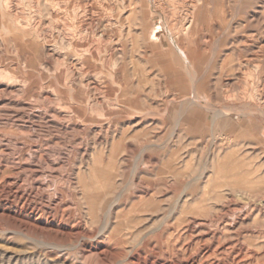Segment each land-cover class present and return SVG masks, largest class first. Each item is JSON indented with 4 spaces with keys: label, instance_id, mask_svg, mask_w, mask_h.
I'll use <instances>...</instances> for the list:
<instances>
[{
    "label": "rangeland",
    "instance_id": "374dc122",
    "mask_svg": "<svg viewBox=\"0 0 264 264\" xmlns=\"http://www.w3.org/2000/svg\"><path fill=\"white\" fill-rule=\"evenodd\" d=\"M183 1L0 0V264H264V0Z\"/></svg>",
    "mask_w": 264,
    "mask_h": 264
},
{
    "label": "bare ground",
    "instance_id": "6f19581e",
    "mask_svg": "<svg viewBox=\"0 0 264 264\" xmlns=\"http://www.w3.org/2000/svg\"><path fill=\"white\" fill-rule=\"evenodd\" d=\"M122 1H123V0H122ZM124 1L126 2V0H124ZM194 1H195V0H187L186 2L189 3L190 6H191V5H193ZM105 2H106V1H105ZM107 2L109 3V1H107ZM110 2H112V1H110ZM118 2H119V0H118ZM118 2H117V4H118ZM169 2H170V1H169ZM182 2H184V1L182 0ZM130 3H132V2H130ZM187 3H186V4H187ZM105 4H106V3H105ZM121 4H122V3H121ZM124 5H125V4H124ZM127 5H128V4H127ZM131 5H132V4H131ZM136 5H137V4H136ZM115 6H116V5H115ZM110 7H111V6H110ZM121 7H122V6H121ZM129 7H130V6H129ZM132 7H133V6H132ZM132 7H130V8L132 9ZM119 8H120V6H119ZM122 8H123V7H122ZM122 8H120V9H122ZM137 9H138V8H137ZM191 9H192V8H191ZM109 10H110V9H109ZM115 10H116V9H115ZM118 10H119V9H118ZM123 10H124V9H123ZM129 10H130V9H129ZM193 11H194V12L192 13V16L194 17L195 20H194V22H193V27H191V29H193V31H195V30H196V29H195L196 24L200 21V17H202V15H200V12H199L198 10H196L195 7L193 8ZM114 12H115V11H114ZM135 12H136V10H135ZM122 13H123V12H122ZM137 13H138V11H137ZM263 13H264V12H263ZM131 14H132V13H131ZM135 14H136V13H135ZM153 14H154V13H153ZM108 15H109V14H108ZM122 15H124V14H122ZM129 15H130V14H129ZM120 16H121V15H120ZM136 16H138V15L136 14ZM121 17H122V16H121ZM121 17H120V18H121ZM151 17H152V16H151ZM128 18H129V17H128ZM104 20H105V19H104ZM108 20H110V19H108ZM121 20H122V18H121ZM124 20H125V19H124ZM130 20H131V18H130ZM130 20H129V21H130ZM126 21H127V20H126ZM133 21H134V20H133ZM131 22H132V20H131ZM140 22H141V21H140ZM187 22H188V21H187ZM107 23L109 24V22H107ZM115 23H116V22H115ZM135 23H136V22H135ZM124 24H125V22H124ZM127 24H128V22H127ZM132 24H133V23H132ZM132 24H131V25H132ZM171 24H172V23H171ZM188 24H191L190 26H192V22H191V21H190V23H188ZM106 25H107V24H106ZM119 25H120V24H119ZM135 25H136V24H135ZM140 25H141V23H140ZM140 25H139V26H140ZM108 26H109V25H108ZM132 26H133V25H132ZM132 26H129V27H132ZM178 26H179V25H178ZM122 27H123V26H122ZM180 27H181V26H180ZM120 28H121V27H120ZM135 28H136V27H135ZM137 28H138V27H137ZM115 29H116V28H115ZM117 29H118V28H117ZM117 29H116V30H117ZM180 29H181V28H180ZM116 30H115V31H116ZM121 30L123 31L124 29L121 28ZM135 30H136V29H135ZM188 30H189V29H188ZM179 31H180V30H179ZM120 33H121V31H120ZM170 33H171V32H170ZM170 33H169V34H170ZM185 34H186V33H185ZM126 35H127V34H126ZM137 35H138V34H137ZM183 35H184V34H183ZM191 35H192V34H191ZM134 36H135V35H134ZM180 36H181V35H180ZM107 38H108V37H107ZM131 41H132V40H131ZM131 64H132V63H131ZM135 68H136V67H135ZM135 68H134V69H135ZM249 174H250V173H249ZM250 175H251V174H250Z\"/></svg>",
    "mask_w": 264,
    "mask_h": 264
}]
</instances>
